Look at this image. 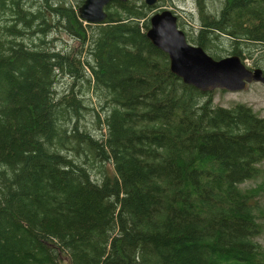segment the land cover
Listing matches in <instances>:
<instances>
[{
    "label": "trees",
    "instance_id": "1",
    "mask_svg": "<svg viewBox=\"0 0 264 264\" xmlns=\"http://www.w3.org/2000/svg\"><path fill=\"white\" fill-rule=\"evenodd\" d=\"M83 2L0 0V264H264V118L170 72L154 5ZM192 5L190 45L264 69V0Z\"/></svg>",
    "mask_w": 264,
    "mask_h": 264
},
{
    "label": "water",
    "instance_id": "2",
    "mask_svg": "<svg viewBox=\"0 0 264 264\" xmlns=\"http://www.w3.org/2000/svg\"><path fill=\"white\" fill-rule=\"evenodd\" d=\"M113 1L126 0H84L78 10L79 18L89 24H101L107 17L105 8ZM145 3L153 6L156 0H145ZM145 36L166 54L170 72L184 85L202 93L214 90L233 93L243 90L247 84L264 85L262 69H248L237 56L214 60L202 48L190 45L172 9L153 11Z\"/></svg>",
    "mask_w": 264,
    "mask_h": 264
},
{
    "label": "rangeland",
    "instance_id": "3",
    "mask_svg": "<svg viewBox=\"0 0 264 264\" xmlns=\"http://www.w3.org/2000/svg\"><path fill=\"white\" fill-rule=\"evenodd\" d=\"M166 4H168L167 0H158V2L155 3L152 9H158L162 5ZM192 4L193 0H181L180 2L174 1V4L172 6L168 5V8L176 11L181 21L183 20L185 22V25H189L194 29H199L196 8ZM181 9L184 10L185 13H182L180 11ZM191 14L194 15L195 22H189V19H187V15ZM80 21L82 22V26L85 29H87V27L91 25L82 20ZM52 35L54 36V38H59L61 41H63V44L65 41L67 47L73 48L76 45V40L71 35H67L62 31L59 32L58 35L56 33H52ZM61 43H58V45H61ZM242 60L244 61V64L247 66V68H261L259 66H254V63L246 57L242 58ZM68 82L70 83V81ZM211 93L213 97L212 104L214 107L231 108L235 104H242L247 107H250L252 111L257 114L260 118H264V87L259 84H250L243 91L233 93L222 92L217 90ZM93 103H95V100H93ZM259 168L264 171V165L259 166ZM258 241L264 247V235H262Z\"/></svg>",
    "mask_w": 264,
    "mask_h": 264
},
{
    "label": "bare ground",
    "instance_id": "4",
    "mask_svg": "<svg viewBox=\"0 0 264 264\" xmlns=\"http://www.w3.org/2000/svg\"><path fill=\"white\" fill-rule=\"evenodd\" d=\"M68 43H69V42H68ZM248 85H250V84H247L246 87H247ZM246 87H245L244 89H246ZM244 89H243V90H244ZM243 90H241V91H243ZM237 92H238V91H237Z\"/></svg>",
    "mask_w": 264,
    "mask_h": 264
}]
</instances>
